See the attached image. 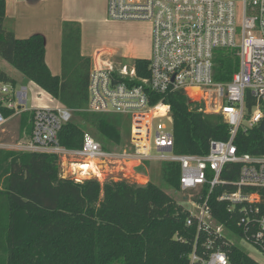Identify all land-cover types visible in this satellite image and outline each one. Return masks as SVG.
Segmentation results:
<instances>
[{
    "label": "built area",
    "instance_id": "built-area-1",
    "mask_svg": "<svg viewBox=\"0 0 264 264\" xmlns=\"http://www.w3.org/2000/svg\"><path fill=\"white\" fill-rule=\"evenodd\" d=\"M107 16L153 26L148 77L140 76L135 65L120 71L107 57V49L97 50L91 58L86 112L130 118L129 145L104 149L86 134L82 148L67 149L58 135L73 112L61 104L29 110L27 86L15 91L3 85V106L33 113L32 134L19 151L56 155L61 166L82 167L89 161H97V167L99 163H177L179 193L186 204L182 206L190 213L187 226L196 228L190 264H231L225 248L233 246L243 250L252 264H264V153L240 154L236 145L240 129L259 130L264 122V0H108ZM218 50L236 51L239 59V70L227 83L215 81ZM184 92L196 93L189 97L191 103L200 105L204 114L222 116L230 127L229 139L211 141L206 155L176 154L173 130L154 127L157 118H172L165 99ZM157 97L160 101L155 102ZM7 121L0 112V128ZM228 165H239L236 180L222 178ZM218 188L222 189L218 201L239 217L236 228L218 223L212 215L209 198ZM245 247L263 260L255 259Z\"/></svg>",
    "mask_w": 264,
    "mask_h": 264
},
{
    "label": "trees",
    "instance_id": "trees-1",
    "mask_svg": "<svg viewBox=\"0 0 264 264\" xmlns=\"http://www.w3.org/2000/svg\"><path fill=\"white\" fill-rule=\"evenodd\" d=\"M81 42V24L65 22L62 75L54 76L46 62L44 37L17 38L7 27L6 0H0V57L26 82L73 112L59 132L60 145L80 149L91 131L104 149H111L122 142V120L86 112L91 59L81 54ZM214 64L215 81L220 83L230 82L239 70L236 51L218 50ZM134 65L140 76H149L148 60ZM1 84L16 82L0 71ZM182 95L171 94L164 101L173 120L174 152L206 155L211 141L229 139L230 127L222 116L204 114L200 105L182 100ZM0 112L5 117L15 113L2 103ZM32 120V112L21 114L20 129L28 136ZM263 141L258 129H240L236 137L240 154L264 153ZM238 170L239 165H228L222 178L236 180ZM180 177L179 164L162 163L166 187L180 191ZM221 192L218 188L210 195L212 215L218 223L236 228L239 217L218 201ZM189 217L185 207L152 181H76L63 176L56 155L0 149V264H190L196 228L187 226ZM225 249L231 264H252L238 246Z\"/></svg>",
    "mask_w": 264,
    "mask_h": 264
},
{
    "label": "crops",
    "instance_id": "crops-1",
    "mask_svg": "<svg viewBox=\"0 0 264 264\" xmlns=\"http://www.w3.org/2000/svg\"><path fill=\"white\" fill-rule=\"evenodd\" d=\"M107 1L108 0H6L7 27L13 30L15 36L19 39H26L33 35H41L44 37L46 62L54 76L62 75L63 26L65 22H77L81 24V54L84 57H87L84 52L86 30L90 24L96 23H111L112 26L125 36L123 40L112 42V46L106 48L109 51L107 57L112 61L125 59L131 56L138 57L143 52L145 46L152 49V25L149 24V27L146 28L144 26L146 23L109 22L107 18ZM138 44L141 46H138ZM127 45H130L129 50H126ZM5 73L16 82L15 86H12L15 91L26 86L24 84L26 80L19 71L14 75L10 72ZM31 84L41 89L36 84ZM3 85L4 84H1L0 88H2ZM42 92L49 95L44 90H42ZM58 105H60L59 102L56 106ZM22 113L23 111L21 113L18 111L10 117H6L8 121L0 128V132H4L6 127L10 124H18L19 126ZM30 136H28L26 140L22 139L21 141H29Z\"/></svg>",
    "mask_w": 264,
    "mask_h": 264
},
{
    "label": "rangeland",
    "instance_id": "rangeland-1",
    "mask_svg": "<svg viewBox=\"0 0 264 264\" xmlns=\"http://www.w3.org/2000/svg\"><path fill=\"white\" fill-rule=\"evenodd\" d=\"M239 12L241 13V7H239ZM108 18V16H107ZM109 20V19H108ZM109 22H122V23H146L144 26L146 28L149 27V22L143 21H113L109 20ZM152 25V24H151ZM153 29V26H152ZM125 38L122 32H119L111 23H96L90 24L85 33L84 40V52L88 58H92L97 50L106 49L108 46H112V42H117L123 40ZM153 43V39H152ZM138 46H141L138 44ZM130 49V45L126 46V50ZM131 56V55H130ZM152 56V49L148 46L143 48V52L138 57H126L125 59L115 60V65L119 68L120 71L126 70L130 71L134 65V62L138 59H150ZM0 71L2 72H10L11 74L18 73V70L12 66L7 61L3 60L0 57ZM28 87V101L27 108L29 110L37 109V108H45V107H55L58 104L56 99H53L49 95H46L42 92L41 89L33 86L31 83H24ZM197 94L193 92H184L181 96L182 100H187L189 97H195ZM122 120L121 123V134H122V142L119 145H112L111 148L117 150H121L124 147L128 146L130 143V133L132 128V121L130 118L125 116H119ZM158 125H165L169 131L173 130V120L171 117L168 118H157L154 122V127L157 128ZM94 139V132L90 131V135ZM28 137L27 133L24 131H20V124H10L6 127L4 132H0V149L10 150V151H18L19 146L27 143L25 140ZM25 139L24 141H21ZM97 140V139H96ZM98 167V175L95 176L92 171H84L79 169V166L76 165H66L61 166L63 168L62 174L65 177H73L76 180H86L92 177H97L99 181L103 184L109 181H119L121 179H128L131 182H136L139 185H146L149 181H152L159 187L163 188L168 195H170L178 204H184V198L179 193V191L170 189L166 187L165 183L161 178V162H152L148 164H126L122 165H111L108 166L104 163H99ZM84 174V175H83ZM245 250L252 255L255 259L262 261L263 259L252 250L250 247H245Z\"/></svg>",
    "mask_w": 264,
    "mask_h": 264
},
{
    "label": "bare ground",
    "instance_id": "bare-ground-1",
    "mask_svg": "<svg viewBox=\"0 0 264 264\" xmlns=\"http://www.w3.org/2000/svg\"><path fill=\"white\" fill-rule=\"evenodd\" d=\"M161 112H164V109H162ZM97 164H98L97 161H89L88 163L84 164V166L78 167V168L81 169V170H84L85 172L86 171H93L94 170L96 172V174H99L98 173Z\"/></svg>",
    "mask_w": 264,
    "mask_h": 264
},
{
    "label": "water",
    "instance_id": "water-1",
    "mask_svg": "<svg viewBox=\"0 0 264 264\" xmlns=\"http://www.w3.org/2000/svg\"><path fill=\"white\" fill-rule=\"evenodd\" d=\"M21 107H19L20 109ZM260 132L264 135V122L262 123V125L259 128Z\"/></svg>",
    "mask_w": 264,
    "mask_h": 264
}]
</instances>
